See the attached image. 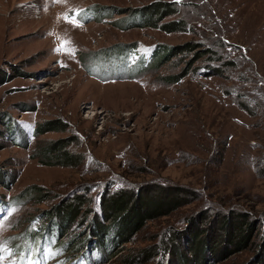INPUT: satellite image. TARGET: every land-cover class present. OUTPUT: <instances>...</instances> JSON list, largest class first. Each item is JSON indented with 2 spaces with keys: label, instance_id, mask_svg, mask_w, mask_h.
Returning a JSON list of instances; mask_svg holds the SVG:
<instances>
[{
  "label": "rangeland",
  "instance_id": "rangeland-1",
  "mask_svg": "<svg viewBox=\"0 0 264 264\" xmlns=\"http://www.w3.org/2000/svg\"><path fill=\"white\" fill-rule=\"evenodd\" d=\"M154 1L0 0V264H130L144 248L156 253L146 264H179L193 222L206 217L202 235L221 245L233 209L253 220L249 241L263 243L264 0H162L175 9L164 20L183 28L116 24ZM121 44L131 52H116ZM165 44L179 51L148 61ZM135 50L143 62L120 66ZM47 125L64 130L37 133ZM51 141L81 162L48 163ZM123 191L183 204L108 259L93 217ZM75 195L89 213L56 236L49 216ZM255 251L206 262H252Z\"/></svg>",
  "mask_w": 264,
  "mask_h": 264
},
{
  "label": "trees",
  "instance_id": "trees-1",
  "mask_svg": "<svg viewBox=\"0 0 264 264\" xmlns=\"http://www.w3.org/2000/svg\"><path fill=\"white\" fill-rule=\"evenodd\" d=\"M128 10V15L116 21V24L124 28L134 25H151L154 27H161L167 31L179 30L184 27V24H181L178 19L164 20L168 14L175 11L173 5L168 4L166 1L156 0L148 6H136ZM120 46L121 47L115 49L116 52L120 53L122 51L121 53L123 54L131 52L129 48L123 47V44ZM199 46L200 44L189 43L188 46L183 49L196 48ZM177 48V46L165 44L163 48H159L154 53V58L155 60L161 61L173 52L179 51ZM201 50L202 49L197 50L198 56H202L204 52H206ZM128 56L125 57L124 55L120 66H126ZM140 60L142 61L143 59L141 58ZM113 66L111 70L114 71L117 67V62L113 64ZM90 70H94V66L90 67ZM105 74L109 73L102 72L100 76ZM177 81L178 79L174 80L172 78L169 82ZM50 123L51 122H48L47 124L49 125ZM48 125L38 128L37 133L43 134L52 130H64L58 126L53 127ZM81 156L82 155L71 153L67 150L66 144H58L56 141L48 142L44 151V157L48 159V163L64 166L78 165L81 162ZM171 195L172 194L167 193L156 200H150L144 198L142 194L133 196L132 193L123 191L118 195L115 194L103 200V218L100 219L98 212H95L92 233L96 236V240H98V242L100 241L99 246H105L102 250L105 251L108 259L117 256L118 253L124 249V245L132 241L133 235L141 229L148 220L167 215L183 204L180 198H172ZM86 204L83 196L75 195L72 199L56 205L49 216L53 229L52 233L56 236L60 234L65 235L71 231L75 224L81 225L83 218L85 219V217H87L84 215L89 213L88 208L84 209ZM205 219L206 217H203L202 221H194L191 229L189 228L190 230L185 232L186 237L190 239L191 243L187 251H184L180 246L178 247L181 249V255L179 256L182 260L179 264H207V260L219 262L237 252L254 249V247H256V261L244 262L243 264H264V231L263 235L260 236L263 239L262 244H257L255 240L249 241L253 237L252 229L254 224L253 220L249 218L246 213L233 209L231 213L225 214V216L222 217L221 222L222 225H224L226 237L225 240H223L224 238L222 239L223 242L221 245V241H218V238H212L210 233H207L205 236L202 235L204 233H201L203 230L200 229H203L201 225L204 223ZM179 233L180 231L175 232L172 246L177 245L175 243L176 238V240L182 238ZM107 241H111L109 245L106 244ZM84 245L85 238H83V240H78L74 247L81 248ZM56 248H58V246ZM170 248H168V251ZM65 249H68V245L65 246ZM158 250H160V248H158ZM155 254L154 250L144 248L130 257H127V261H130V264H146L152 260ZM222 256H225V258Z\"/></svg>",
  "mask_w": 264,
  "mask_h": 264
},
{
  "label": "built area",
  "instance_id": "built-area-1",
  "mask_svg": "<svg viewBox=\"0 0 264 264\" xmlns=\"http://www.w3.org/2000/svg\"><path fill=\"white\" fill-rule=\"evenodd\" d=\"M130 56H131V62L132 63H135L138 60H140L141 58H143V55L141 53H139L137 50L133 51ZM146 56L148 58V61H151L152 53L151 54L148 53Z\"/></svg>",
  "mask_w": 264,
  "mask_h": 264
},
{
  "label": "snow or ice",
  "instance_id": "snow-or-ice-1",
  "mask_svg": "<svg viewBox=\"0 0 264 264\" xmlns=\"http://www.w3.org/2000/svg\"><path fill=\"white\" fill-rule=\"evenodd\" d=\"M71 22H75V21L73 20ZM62 47H63V44H62ZM4 252H7V249L4 244L0 243V253H4ZM3 258L4 257L0 255V260H3ZM29 264H32V262H29Z\"/></svg>",
  "mask_w": 264,
  "mask_h": 264
},
{
  "label": "clouds",
  "instance_id": "clouds-1",
  "mask_svg": "<svg viewBox=\"0 0 264 264\" xmlns=\"http://www.w3.org/2000/svg\"><path fill=\"white\" fill-rule=\"evenodd\" d=\"M128 58H130V55L128 56ZM154 58V56L152 55V59ZM151 59V60H152ZM129 62V61H128ZM129 63H131V62H129ZM135 63H137V62H135ZM135 63H132V64H135Z\"/></svg>",
  "mask_w": 264,
  "mask_h": 264
},
{
  "label": "bare ground",
  "instance_id": "bare-ground-1",
  "mask_svg": "<svg viewBox=\"0 0 264 264\" xmlns=\"http://www.w3.org/2000/svg\"><path fill=\"white\" fill-rule=\"evenodd\" d=\"M138 62V61H137Z\"/></svg>",
  "mask_w": 264,
  "mask_h": 264
}]
</instances>
